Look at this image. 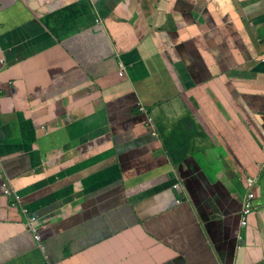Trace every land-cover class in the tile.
<instances>
[{
	"label": "crops",
	"instance_id": "obj_1",
	"mask_svg": "<svg viewBox=\"0 0 264 264\" xmlns=\"http://www.w3.org/2000/svg\"><path fill=\"white\" fill-rule=\"evenodd\" d=\"M74 1L0 0V170L45 244L0 185V264H264V213L238 224L244 175L264 200V0Z\"/></svg>",
	"mask_w": 264,
	"mask_h": 264
},
{
	"label": "clouds",
	"instance_id": "obj_2",
	"mask_svg": "<svg viewBox=\"0 0 264 264\" xmlns=\"http://www.w3.org/2000/svg\"><path fill=\"white\" fill-rule=\"evenodd\" d=\"M48 2H49V0H48ZM66 2L67 3L65 5H63L62 7H59V8H57V7L60 6V3L54 2L50 5H45L44 9H48L50 11H53V10L58 11V10L66 7V6L73 4L75 1L74 0H66ZM20 3H22V2L20 1ZM14 5L15 4H13L11 6H14ZM125 72H126V67L121 66V68L119 69V75L122 76L125 74ZM136 116H142L143 117L144 124L147 128L150 129L151 134H153V135L158 134V130H157L156 123H155V118H154V115L152 114L151 108L148 107V105L146 103H144L140 100L137 102V112H135V116H133V114H132V117H136ZM42 128L45 131L48 129L45 125H42ZM177 131H178V129H175V132H177ZM185 135L186 134L184 132H181V133L179 132V136L176 139L174 145H170L165 140V146L167 147L174 164H178L177 173L179 176L177 177L176 182H174L170 186L171 190L174 191L175 195H179L182 197V198H180V197L175 198L174 205H176V206L182 204L186 200V196L181 193L182 189L185 190V191L183 190V192H186V185H185V182H184L182 175H183L184 171L186 170L187 166L191 163L190 161L194 160L193 157H190L186 153V152H190L191 149L187 146L188 138H182ZM182 146L186 152L181 150ZM6 175L7 174L4 170V168H2L0 170V185L2 188L3 194L5 196H7L8 198H10L12 207H15V208L20 207L21 212L24 216L25 225L34 235V237H35L38 245L40 246V248L43 251H45V244H44L43 233H42V229H43L42 228V221H43V219L41 218L40 214L37 211L31 209V207L29 205L24 203L23 197L19 194L18 190H16L15 187L11 185L9 180L5 177ZM203 178L207 179L208 183H210L212 185L214 184L213 182H211V180L208 178V176L206 174L204 175ZM256 179H257V176L255 174H250V173H248L247 175H244V177L241 178V180L244 183V186H246V188L248 189L244 199H241L243 204H242L241 211L239 213L238 224L240 225L242 230H247L251 225L252 219L254 217H257V216L262 215L264 213V200L262 198L261 203L260 202L258 203L260 197H259V195H257L255 193V189H254ZM258 184H259V182H258ZM7 188L9 189L8 192L6 191ZM250 193H253L254 195L251 197ZM190 199L193 201V199L191 197H190ZM201 202H203V201H201ZM198 206L199 205L196 206L197 209H198ZM247 208H250V211H247ZM29 217L35 218L34 227L36 228V231H34L33 228L29 224V222H28ZM142 227H143V224H141V227L139 226V228H141V229H142ZM143 229H144V227H143ZM135 243H136L137 249H140V246H139V244H140L141 250L146 249V252L150 253V252H152L154 246H156L159 243V240L157 239V237L148 234L146 232V230L144 229V235L142 236V239H139ZM239 243L241 244L240 250H242L246 245V244H244L245 243V237H243L241 240H239L238 235L236 234V239H235L236 248H237ZM177 253H179V252L176 249H173L172 255H176ZM180 254H181L180 257H176V258H178V261L172 262V263L173 264H188V261H187L185 255L183 253H180Z\"/></svg>",
	"mask_w": 264,
	"mask_h": 264
},
{
	"label": "built area",
	"instance_id": "obj_3",
	"mask_svg": "<svg viewBox=\"0 0 264 264\" xmlns=\"http://www.w3.org/2000/svg\"><path fill=\"white\" fill-rule=\"evenodd\" d=\"M6 191L8 192L9 189L7 188ZM254 194L250 193V196L252 197ZM27 211V210H26ZM247 211H250V208H247ZM28 222L30 224V226L33 228L34 231H36V228L34 227V223H35V218L34 217H29Z\"/></svg>",
	"mask_w": 264,
	"mask_h": 264
},
{
	"label": "rangeland",
	"instance_id": "obj_4",
	"mask_svg": "<svg viewBox=\"0 0 264 264\" xmlns=\"http://www.w3.org/2000/svg\"><path fill=\"white\" fill-rule=\"evenodd\" d=\"M219 162L222 163L223 162V159L222 158H219ZM226 166L229 167V163H226Z\"/></svg>",
	"mask_w": 264,
	"mask_h": 264
}]
</instances>
